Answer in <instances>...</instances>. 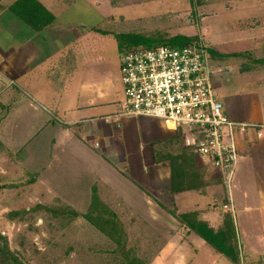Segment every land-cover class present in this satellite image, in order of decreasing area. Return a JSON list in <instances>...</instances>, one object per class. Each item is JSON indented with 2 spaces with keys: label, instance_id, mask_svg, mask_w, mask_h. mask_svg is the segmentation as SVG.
<instances>
[{
  "label": "crops",
  "instance_id": "obj_1",
  "mask_svg": "<svg viewBox=\"0 0 264 264\" xmlns=\"http://www.w3.org/2000/svg\"><path fill=\"white\" fill-rule=\"evenodd\" d=\"M182 37L210 44L226 114L261 127L239 139L230 190L180 133L119 116L121 54ZM263 126L264 0H0V191L20 205L112 213L141 238L166 223L149 264H234L201 229L264 264Z\"/></svg>",
  "mask_w": 264,
  "mask_h": 264
},
{
  "label": "built area",
  "instance_id": "obj_2",
  "mask_svg": "<svg viewBox=\"0 0 264 264\" xmlns=\"http://www.w3.org/2000/svg\"><path fill=\"white\" fill-rule=\"evenodd\" d=\"M120 62L124 102L119 116L159 120L180 133L186 149L224 173L230 190L242 158L239 139L261 127L226 114L216 94L211 47L201 39L179 47H138L123 52Z\"/></svg>",
  "mask_w": 264,
  "mask_h": 264
},
{
  "label": "rangeland",
  "instance_id": "obj_3",
  "mask_svg": "<svg viewBox=\"0 0 264 264\" xmlns=\"http://www.w3.org/2000/svg\"><path fill=\"white\" fill-rule=\"evenodd\" d=\"M128 27L124 33L129 32ZM200 39L205 41V38ZM154 45L162 44L144 46ZM23 194L27 195L28 191L23 190L21 196ZM12 196L13 192L0 191V264H149L157 260V250L166 241L161 234L166 232V223L161 221L154 224L155 234L142 238L131 223H125L124 229L122 223H117L122 235L118 244L112 239L114 236L105 233L106 238L99 232V224L86 222L70 207L20 205ZM85 210L79 208L80 212ZM106 227L112 229L109 224ZM108 232L114 233L113 230ZM237 242L235 240L234 248L239 250ZM163 260L166 262V256L161 257V263ZM239 264H242L240 255Z\"/></svg>",
  "mask_w": 264,
  "mask_h": 264
},
{
  "label": "trees",
  "instance_id": "obj_4",
  "mask_svg": "<svg viewBox=\"0 0 264 264\" xmlns=\"http://www.w3.org/2000/svg\"><path fill=\"white\" fill-rule=\"evenodd\" d=\"M22 3H23V1H22ZM22 3L21 2H18V4H16V6L14 8L18 9L19 8V5H21ZM199 40L197 38H193L192 39V38H183L182 37V38H180V41L179 42H181V44L184 45V44H188V43H191L193 41H199ZM179 42H177L175 44L174 43H171V44L168 43V44L169 45H172V46H176V47L182 46V45H179L180 44ZM154 46H156V45H154ZM212 53L213 52H211V55H212ZM212 57H213V55H212ZM109 216L113 218L114 215L112 213H109ZM112 218L108 219L107 222L97 221L94 224H95V226H96V224H99V225H97L98 228H99V230H101L104 233H106L109 237L110 236L111 237L114 236L116 239L115 238H112V239H114L115 242L119 244L122 241V239H119L122 236L121 233H120L121 227H119L117 225V223ZM106 224H109L112 229L107 228L106 227ZM111 230H113L114 233H112V232L109 233L108 232V231H111ZM116 233H118V234H116ZM199 233L202 234V236L204 238H206L208 240V242L211 243L220 253H222L226 257H228L234 264H239V255L237 253L236 248H234V245L232 246V244H231L230 247H226V244L227 243H225L223 241L224 239H223L222 235L221 236H218V237L217 236L213 237L212 236V233H210L206 229H201V231H199Z\"/></svg>",
  "mask_w": 264,
  "mask_h": 264
}]
</instances>
